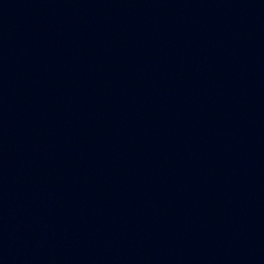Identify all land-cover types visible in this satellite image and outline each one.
<instances>
[{
  "label": "water",
  "instance_id": "obj_1",
  "mask_svg": "<svg viewBox=\"0 0 264 264\" xmlns=\"http://www.w3.org/2000/svg\"><path fill=\"white\" fill-rule=\"evenodd\" d=\"M0 264H264V0H0Z\"/></svg>",
  "mask_w": 264,
  "mask_h": 264
}]
</instances>
